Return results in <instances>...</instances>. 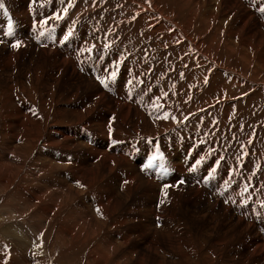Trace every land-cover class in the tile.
Returning a JSON list of instances; mask_svg holds the SVG:
<instances>
[{"label": "bare ground", "instance_id": "1", "mask_svg": "<svg viewBox=\"0 0 264 264\" xmlns=\"http://www.w3.org/2000/svg\"><path fill=\"white\" fill-rule=\"evenodd\" d=\"M166 1L0 0L3 4V7L0 8V22H4L3 19H29L27 22L29 32L22 34L17 30V26H11V32L0 37V134L9 141L6 147L4 146L5 150H0L2 157L8 161L6 173L0 175V186H4L1 191L7 190L6 186H8L11 193L15 182L21 176L22 179L20 180L22 182H29V178L25 174L28 152H31L32 149H38L39 152L48 149L49 155L44 154L47 157L43 158V164L34 161L30 171L36 172L38 169L39 174L44 175L52 165L50 162L57 161V167H59L57 168V201L68 196L71 192V197L74 194L78 195L80 192L83 194L91 193L95 196V200H90L95 208L90 209L91 212L83 209V212L80 213V220L77 219L74 222L73 217H68L71 215L70 213L73 216L75 215L73 209L74 211L66 216L69 220L72 219L68 225L65 224L66 221L56 224L60 231L58 239L64 242V240H68L66 238L70 235L72 236L70 240H73L76 234L74 231L78 230L79 232L78 227L82 228L88 226V224L90 226L93 221L95 224L104 223V226L105 223H109V228L113 227L115 229L119 226L118 224L121 227L130 224L133 225V228H128L126 225L123 227L122 232L115 230V233L118 235L119 242L129 240L132 233L136 235V245L139 244L138 241L147 240L142 245L144 247L136 246L137 252L135 253L139 256L138 264L146 263L145 259L151 261L152 264H167L168 261L170 264H182L179 259L182 254L176 258L175 262H171V255L164 253L166 251L162 249L163 239L169 243L173 241L174 236L171 238L168 235L160 234L155 228L148 229L149 226L148 228L144 226L146 225L144 218L138 214L135 217L132 216L137 209L134 205H130L133 208H129L128 217L123 215L124 217L117 222L111 223L110 221L111 216L117 214V207L122 204L118 199L123 194L132 196L136 190L143 187L141 195L148 198L149 207L142 206L141 209L146 211V215L153 216L150 217L154 219V224L169 222L166 221L167 219L165 220L163 214L161 215L155 211L154 206L156 205L153 203V197L160 200L162 194L172 191L170 186L173 183L175 184V181L171 177L168 166L163 161L161 162L164 165H158L154 162L158 153H153L151 149H156V146L161 144L159 141L165 146H170L172 143L178 150L181 159L180 163L168 164L171 166L169 168H173L183 176L190 172L191 176L194 177V181L200 179L197 183L200 184L202 189H198L202 190L204 194L205 186L202 184V179H205L209 172L204 169L207 173H203L202 166L199 168V164L202 163L205 153H210L212 149L209 152L208 145L199 140L201 136L195 138V134L190 130L191 127L187 132L179 128L178 132L183 134L180 136H176V134L173 136L170 134L171 130L169 132L165 131L161 135L159 132L161 133L163 128L173 125L183 115H188V117L185 116L186 118L182 119V123L186 120L190 121L196 116H200L202 122L207 113L216 109L217 104H220L218 106L220 113L224 111V107H227L233 115V112L236 113V108L240 107V98L245 96L242 95L243 92L246 94L245 98H256L259 103L264 105V24L260 21L264 19V0H246L245 2L241 0H184L185 3L180 5L177 17L184 11L185 16L189 15V19H173L177 17L170 15L172 18L164 14V12L167 13L166 9H168L167 6L163 7V2ZM170 5H175V0H171ZM225 10L231 13V17L237 18L239 15L238 19L240 20L233 22L232 19L227 17V19H224L223 25L217 24L220 14L223 13L222 16H225ZM60 13L62 14L58 17ZM104 14L106 16H103ZM39 19H46L48 23L42 24L41 21V23L35 21ZM52 19H57V33L52 28L53 23L50 22ZM60 19L73 21L72 29L63 28ZM254 20H256V23L253 24L252 21ZM20 23L22 22L20 21ZM34 23H36L35 26ZM38 23L40 24L39 29H37ZM118 28L121 32L131 28L126 31L128 34H134L129 39H138L141 43L148 42L155 47L158 58L156 78L149 81V85L155 91L143 90L142 94L134 93L131 97L124 96L122 100H117L114 102L115 104L110 105L107 101V91L101 85V81L103 83L106 80L115 81L122 73L124 64L128 69L126 74L129 75L132 67L123 56H116L118 55L116 49H118L121 42V32ZM99 44L100 47H98ZM108 47H112V49L108 50L109 53H106L105 49ZM134 69H137V67H134ZM195 73L201 77L200 85L198 84L200 83V77H197L198 83L193 78ZM138 74L130 77L132 83H134V79H137V82L140 81V75ZM262 76L263 78L260 79ZM164 81L165 84L161 85ZM21 92L24 94L21 95ZM213 92L219 97L217 101L215 100V103L213 102L214 98L211 96ZM28 96H30L31 101L27 100ZM39 97L41 100H39ZM77 100L79 102L75 103ZM39 101L42 105L37 106L36 103ZM104 101L107 102L108 107L106 106V110L99 113L100 111H97L95 107L98 103H104ZM227 101L233 106L227 105ZM42 107H45L49 118L56 114L52 126L46 123L48 121L42 116ZM141 110H145L149 114L147 116L143 115L139 112ZM139 117L146 121L147 132L145 135L151 137L152 145L143 146L140 143V141H144L139 138V135L143 134V128H136V131H134L137 135L136 138L124 125L126 121L130 122ZM196 120L194 122L197 123L198 120ZM206 126H203V128H206ZM208 126L207 128H209ZM11 135L14 137H11ZM108 135L114 137L111 138ZM190 135L191 138L189 139ZM123 138L127 140L126 143H124ZM38 144L39 146H37ZM141 148H144L147 153H140ZM221 155L219 153L214 154L210 160L211 162L207 160L202 164L203 168H216V162L220 160ZM131 161H138L139 165H134L135 163ZM183 161L185 162L182 163ZM226 163L225 161L220 166L219 173L222 174L223 178L229 180L231 167ZM194 164L197 165L196 170L193 169ZM0 165H2V162ZM4 166H6V163ZM138 166H140L142 172L139 171ZM2 168L0 167V169ZM148 168L150 170H147ZM217 169L216 171H218ZM233 170L235 171V169ZM52 172L55 173V170ZM238 172L235 173L236 176H233L234 172H232L233 177L231 176L236 185L233 184L234 186L231 185L223 189L222 183L217 179L214 192L221 197V203L225 207V210H223L225 215H231V210L234 208L237 210L239 217L236 218L234 227L238 226L239 228L235 229L231 223L234 216H228L229 219L231 218L229 220L231 222H225V231L237 230L240 236L236 237L234 235L231 238V235L227 234L231 231H226L221 239L215 243L222 244L224 240H228L227 237L234 241L237 238L238 241L243 236L249 235L248 238L247 236L244 238V242H246L244 248L248 249L246 251L248 253L241 262L235 263L234 260L237 256L234 257V253L231 254L232 250L236 251L237 248H233L234 246L226 248L225 252L227 254L229 251L231 252L227 256L232 257L230 263L250 264L251 259H253L252 264H264V243L257 245L250 240V235L253 232L256 233V236L264 237V219L258 218L260 211L258 212L252 206V203L247 204L250 199L247 203L237 200L238 196L244 197L245 195L249 197L251 194L254 195L252 200L258 206L261 200H264V196L257 195L258 197H256V194H258L256 192L264 185V173L262 174L263 177L259 179L262 185L258 188L257 183L252 184L253 182L250 181V172L245 173L244 169ZM241 173L246 175L250 184L247 185L246 181L243 182L239 179L242 176ZM109 175L114 177L112 182L109 185L105 184L106 191L98 194L97 183L102 182ZM243 177L242 179H244ZM146 179L148 180L145 182ZM156 183L164 188L163 192H160L161 195L159 194L160 198L157 196L159 192L155 191L153 185H151H156ZM140 184L143 185L139 187ZM74 185L78 186L75 193H73ZM33 193L34 195L28 194L26 199L29 198L32 202L30 208L35 202L36 209L33 210L38 214L43 209V204H41L42 189L33 187ZM194 195L198 196H194L195 200L203 197L198 192ZM164 202L178 208L176 202ZM52 203H55V205L50 206V208L46 207L44 211L54 215V212H52V209L56 207L54 199ZM260 206L263 209L261 213L264 215V204ZM37 207L39 208L37 209ZM75 212L79 214L78 210ZM95 214L97 217H95ZM214 217L215 214L212 215L211 219H214ZM171 220L173 221V217ZM52 224L54 223L51 221L49 227ZM93 230L92 234H96L101 233L103 229L99 227L98 230ZM80 231L78 237L82 239L83 231L82 229ZM109 239L107 237L105 240H100L102 243L95 245L96 251L93 249L92 253H89L90 257L97 256L100 263L105 258L106 260L108 257L111 258L113 252H107L111 247L107 248L114 243ZM114 242L116 243V241ZM252 242L253 244H251ZM105 245L109 246L106 248ZM169 246L171 248L173 245ZM191 249L192 247L189 246L188 252L183 253V258L187 259L189 264H192V262L194 264L200 262L208 264L206 261L217 264L219 258L223 255L220 249L212 247L208 254L204 256V261H202L200 259L201 246L198 249ZM148 250L149 253H142ZM235 253L237 255V252ZM146 254H148V257H146Z\"/></svg>", "mask_w": 264, "mask_h": 264}, {"label": "rangeland", "instance_id": "2", "mask_svg": "<svg viewBox=\"0 0 264 264\" xmlns=\"http://www.w3.org/2000/svg\"><path fill=\"white\" fill-rule=\"evenodd\" d=\"M241 1L245 2L246 0H241ZM110 2H112V1H110ZM165 3H166V5H164ZM170 3H171V0H167L166 2H163V7L167 6V8H168V9H166L168 14L165 12H164V14L169 15V16L173 15V16L177 17L179 15V13H178L179 7H180V5H183L185 3V1L184 0H175V5H170ZM191 8H192V6H191ZM225 12H226L225 16H222L223 13L220 14V17L218 18L217 24L223 25L222 23L224 22V19H227V17H228V19H232L233 22L240 20V19H238L239 15L237 16V18L231 17L230 12H228L227 10H225ZM181 13L182 14L177 18H173L172 16H170V17H172L173 19H189V15L185 16L184 11ZM61 14L62 13H60L58 17H60ZM6 15H8V13H6ZM103 16H106V14H104ZM28 20L29 19H10V20L9 19H3L4 22H2V21L0 22V32H1L0 37H2V35L4 36V35H7L8 33H10L11 32V30H10L11 26H17L18 29H17V27H16V29L19 30V32H21L22 34L29 32V29L27 28ZM42 20L43 19H39V20H35V21L36 22L41 21L42 24L48 23L46 21V19H44L43 21ZM60 20L62 21L61 26H63V28L68 27V28L72 29V22L73 21H66V19H60ZM100 20H104V19H100ZM20 21L22 23H20ZM260 21L263 22V24H264V19H262ZM50 22L53 23L52 28L55 29L56 30L55 33H57V19H52V21L50 20ZM252 23L253 24L256 23V20L252 21ZM35 24L36 23H34L33 25L35 26ZM183 24H184V22H183ZM225 25H226V23H225ZM39 28H40V24L38 23L37 29H39ZM128 29L130 30L131 28H127V30ZM249 29H250V27L248 25V30ZM127 30L121 32L119 29V31L121 32V35H120L121 42L119 43L118 49H116V53H118V55H116V56L117 57L123 56L127 61H129L127 63H129L132 66L130 69L131 74H129V75L126 74V70H128V69L126 68V64H124L122 73L118 76V78L115 81L106 80L104 83L101 84L104 86V89L107 91V101H109L110 105L115 104L114 102L117 100H122V98L124 96L131 97L132 94H134V93L142 94L143 90L155 91V89L149 85V81L151 79L156 78V65L158 62V58H157V55L155 52V47L151 43H148V42L141 43L140 40H138V39H132V40L129 39V37L132 38V36H134V34H128L126 32ZM127 45L130 46L131 48H129ZM100 46L101 45L99 44L98 47H100ZM110 49H112V47L106 48L105 52L109 53L108 50H110ZM123 53H126V54H123ZM134 67H137V69H134ZM69 68H71V67H69ZM46 70H47V67H46ZM6 74H7V72H6ZM135 74L140 75V81L137 82V79H134V83H132L130 81V77L134 76ZM198 76L199 75L196 73L193 76L194 80L197 83H198V80H197ZM262 78H263V76L260 79H262ZM163 84H165V81L161 85H163ZM198 84L199 85L201 84V77H200V83H198ZM144 92H146V91H144ZM22 94H24V93L21 92V95ZM56 95H57V92H56ZM242 95L246 96L245 92H243ZM211 96L214 98L213 99L214 103H215V100L217 101V99L219 98L215 92H213L211 94ZM245 96H242L240 98V102H241L240 107H237L238 109L236 108V113L234 114V112H233V115H231V110L227 109V107H224V109H223L224 111H222L221 112L222 114H221L218 111L219 110L218 106L220 104L219 105L217 104L215 106L216 109L212 108L213 110L211 109L212 111L210 113H207L208 116L206 115V118H204L202 122H201V119L199 118L200 116L199 117L196 116L195 118L193 117L192 120H190V121L186 120L184 123H182V121H183L182 119L188 117V115H183V116H180L179 120H177L170 127L167 126V127L163 128L161 130V133L158 130L160 135L165 133V131L169 132L171 130L170 134H172L173 136H175L174 134H176V136H180L183 134H180L178 132L179 128H181L182 131L187 132L188 129L191 127L190 130L195 134V138L197 136H201L199 140L203 141L205 145L206 144L208 145L209 152L211 151L210 149H212V151L210 153H205V156L201 161L202 163L200 162L201 164L197 163V164H199V168H201V166H202V172L203 173H205V170L207 172L209 171L208 173L206 172L207 176L205 177V179H202V181H203L202 184L205 186V194L202 192V190L200 191V189H202V188L200 187V184L197 183L200 180L199 178H198L199 179L198 181H194V177L191 176L190 172L183 176L182 174L175 171L173 168H169L171 166H169L168 164L180 163L181 158L178 155V150L174 147V145L172 143H171L172 145L170 144V146L169 145L165 146V145H163V143L161 141H159L161 144L156 146V149H154V148L151 149V151L153 153H155V152L158 153V155L155 156L154 162H156L158 165H164V163H165V165L168 166L169 172L172 175L171 177L174 178L175 184L174 183L173 184L175 186L172 184V186H170L172 188V191L162 194V198L160 200L159 199L157 200V198L153 197V199H154L153 203H155V205H156V206H154L155 211L161 215L163 214L165 220L167 219L166 221H169V222L164 223V224H161V223H159V224L155 223L154 224L153 223L154 219H152L150 217L152 215H150V216H149V214L146 215V213H145L146 211L141 209L142 206L149 207V202H148V198L146 196L141 195V191L143 190V187H141V186L143 184H140L139 187H141V189L136 190L134 195L126 196L123 194V196L118 199L121 201L122 204L117 207V211H116L117 214L113 213L115 215L111 216V218H110L111 223L121 220L122 217H124V216L128 217V211H129V208L131 207L130 205L132 204V206L134 205L137 208L134 212V215H132V216L135 217L138 214L142 218H144L145 223H146V225H144V226H147V228L149 226L148 229L155 228L156 231H158L160 234L168 235L171 238H173V236H174L173 241L169 242V243H167L168 241H165L162 238L163 239L162 249L164 251H166L164 253H168L169 255H171L170 256L171 262H175L176 258H178L179 255L182 254L179 257V259L181 260V263L182 264H189L187 262V259L183 258V253L188 252L189 246L192 247L191 250H193V248L198 249L201 246L202 249L200 252V259L202 261H204L203 258H204V256H206L208 254L209 250L212 247H215L217 249H220L221 253H223V255L219 258L217 264H231L230 261L232 260V257H227L231 252L229 251L228 254L225 252L226 248L228 246H230V247L234 246L233 248H237L236 251L232 250L233 248L232 249L230 248L232 250L231 254L234 253V257L237 256L234 260L235 263L241 262L242 259L244 260V257H246V255L248 253V252H246V251H248V249L244 248V245H246L245 244L246 242H244V238L246 236L248 238L249 235L243 236V238H240L238 241L236 238V240L234 241L231 238H233L234 235H236V237L240 236V234H238V231L237 230H226V231H231V233H227V234L231 235L230 236L231 238L227 237L228 240L227 241L224 240V242L226 241L227 243L226 242L225 243L223 242L222 244H216L215 243L221 239L223 234L226 233L225 222L226 221L231 222V221H229V220H231V218L229 219V217L234 216L233 221L231 222L233 227H234V222H235L236 218L239 216L237 215L238 212L235 208L231 210V215H227V214L225 215L224 211H223V210H225L224 209L225 207L221 203V200H220L221 197L217 196V194L214 191H215L216 186H217L216 185L217 179L220 180V182L222 183L223 189H225L226 187H230L233 184L236 185V182L234 183L232 177L236 176L235 173H237L238 171H243V169H244L245 173H249V172L251 173L249 178H251L250 181L253 182L252 184L257 183L258 188H260L259 186L262 185V183L259 182V179H261L263 177L262 174L264 173V131H263L264 130V116H263L264 105L259 103V101L256 98L248 99L247 97L245 98ZM81 98H83V96H81ZM27 100L31 101L30 96L27 97ZM39 100H41L40 97H39ZM248 100H249V102H248ZM78 102L79 101L77 100L75 103H78ZM39 104L42 105L40 101L38 103H36L37 106H40ZM107 105H108L107 102L104 101V103L103 102L102 103L100 102V104L98 103L95 108L97 111H100L99 113H101V112L106 110V108L108 107ZM227 105H229L231 107L233 106L228 101H227ZM171 106H173V105H171ZM97 108H99V109H97ZM229 111H230V113H228ZM139 112H141L143 115H146V116H147V114H149L145 110H141ZM41 113H42V116L45 117L46 120L48 121L46 123H48L49 125L52 126V123L55 122L56 114H54L52 116V118H49L47 116L46 111H45V107H42ZM217 114H219V115H217ZM196 118L198 121L196 120ZM212 118H214L215 120ZM246 118H248V119H246ZM51 120H53V121H51ZM194 120H196L197 123L194 122ZM198 123L201 125H199ZM208 124H209V126H208ZM124 125L127 126V129H129L132 132V136L134 135L136 138H137V135L134 132V131H136V128H138V129L143 128V134H140L139 138L141 140H144V141H142L144 143H142L141 141H140V143L143 146H145L147 144L152 145L153 141L151 140V137H148V135H145L147 132V126H146L145 119H141L139 117V118H136L130 122L126 121L124 123ZM202 125L203 126L207 125L209 128H207V126H206V128L205 127L203 128ZM205 129H206L207 133H205L206 132ZM196 130H197V132H196ZM253 133H254V135H253ZM256 135H257V137H256ZM0 136H1L0 137V150H5V147L9 143V141L7 138L4 139L1 134H0ZM108 136H110L111 138L114 137L113 135H108ZM11 137H14V136L11 135ZM128 137H131V136H128ZM190 138H191V135H190L189 139ZM6 139H7V141H6ZM123 140H124V143L127 142L126 139L123 138ZM11 144H14V143H11ZM211 145L213 148L211 147ZM37 146H39V144ZM180 147L182 148V146H180ZM37 150L32 149L31 152H28V157H27L28 159L26 161L27 169H25V174L29 178V182H25V183L22 182V180H20V179H22V176H21L19 178L20 181L17 180L15 182V185L12 188L11 193H10V189L8 186H6L7 190H5V191H3V190L1 191V188H3L4 186H0V264H19V263L20 264H87V263L88 264H103V263L104 264H138L137 261L139 260V256L135 253V252H137L136 246L139 245L141 247H144L142 245L144 243H146L147 240L138 241L139 244L136 245L135 242H136L137 238H136L135 233H132L129 240H123V242L122 241L119 242L118 237H117L118 235L115 233L116 232L115 230L122 232L123 227L126 226L127 224H125L122 227L120 224H118L119 226H117V228L115 229L113 227L109 228V226H110L109 223H107V224L105 223V226H104V223L99 222V223H97L98 224L97 225L93 221V222H91L90 226L88 224V226H83L82 228L78 227L77 229H79V232H78V230L74 231L76 234L74 235L73 240H70V237H72L70 235L68 236V238H66L68 240H64V242L61 241L60 239H58L59 238L58 235H59L60 231L58 230L56 224L57 223L61 224L64 221H66L65 224L68 225L70 223V220H72V219H74V222H76L77 219L80 220V218H79L80 213L83 212L82 211L83 209H84V211L86 210L87 212H91L90 209L95 208L90 201V200H95V196L91 193H85L86 194L85 195L82 192H80L81 194L80 193L78 195L74 194V195H76L74 198V195L71 197V193H72L71 192L68 196H65V197L61 198L59 201H57V168H59V167H57V161L56 162H50V163H52V165L51 166L49 165L50 169L48 168V170L45 172L44 175L43 174L40 175L38 169L36 170V172H31L30 169L32 168L31 166H33L34 161L35 162L39 161L38 163L43 164V162H44L43 158L47 157V155L45 156L44 154L45 153L48 154V151H47L48 149L47 150L43 149L42 150L43 152L42 151L39 152ZM141 150H142V152H141ZM139 152L140 153H147V151H145L144 148H141L139 150ZM218 153L220 155L221 154L222 155L219 158L220 160L217 161L218 163L216 162L217 167L212 168V169L206 168V167L203 168L202 164L207 162V160L209 162H211L210 160L212 159L214 154H218ZM2 158L3 157H2V154L0 152V164L2 162V165H0V167L1 168L3 167L2 169H0V175L6 173L7 165H8V161L3 158L5 160V162H4V160ZM161 161H163L164 163H162ZM225 161L227 162L226 164L231 167L230 168L231 173H230L229 180L223 178L221 176L222 174L220 175V173H219L220 166H222L223 162H225ZM131 162L132 163L134 162L135 163L134 165H137V164L139 165L138 161L137 162L131 161ZM184 162L185 161H183L182 163H184ZM5 163H6V166H4ZM258 164H260V165H258ZM193 166H194L193 169L196 170L197 165L195 166V164H194ZM139 168H140V166H138V169ZM216 169L218 171H216ZM233 169H235V171ZM3 170H5V171H3ZM53 170H55V173L52 172ZM140 170H141V168L139 169V171ZM147 170H150V169L148 168ZM69 172H70V170H69ZM140 172H142V170ZM232 172H234L233 176H232ZM254 172H255V174H254ZM135 175H136V173H135ZM241 175L244 176L243 177L244 179H242V176L239 179H241L243 182L246 181L247 185L250 184L248 179L246 178V175L245 174L243 175V173H241ZM112 176L113 175H109L102 182L97 183L98 184V187H97L98 188L97 189L98 194L106 191L105 184L109 185V183L112 182V180L114 178ZM147 176H148V173H147ZM147 180L148 179H146L145 182ZM232 181H233V183H232ZM246 182H245V184H246ZM151 185H153L155 191L159 192L157 196H158V198H160V195H161L160 192H163V189H164L163 186H161L157 183H156V185H154V184H151ZM263 186H262V188H263ZM33 187H35L37 189L40 188V190L42 189V193H43L42 194L43 198H42V202H41V204H43V209L41 210L42 212L39 211L38 214H36L35 213L36 211H34L36 209L35 202H34V205L30 208V205L32 204V202H31V200H29V198L26 199L28 194L34 195ZM74 187L75 188H73V193H75V191L78 190V186L76 187L74 185ZM198 188H200V189H198ZM262 188L258 189V191L256 192V193H258V194H256V197H258L259 195L264 196V188L263 189ZM45 190H46V192L48 191L49 193H46ZM94 192H96V191H94ZM197 192H198V194H202L203 197L201 199L195 200L194 198L198 197V196H196L194 194ZM164 196H166V197H164ZM168 196H170V197H168ZM238 197L239 198H237V200H239L241 202H246V203L250 199L247 204L252 203V206L255 207V209L258 212L260 211L258 218L264 219V217H263L264 215L261 213V211H263V209L260 206V205L264 204V200L263 201L261 200V202L257 206L256 202L252 200L254 198V195L250 194L249 197H246L245 195H244V197H240V196H238ZM21 198H23V199H21ZM53 199L56 202V207L54 209H52V212H54V215H56V216H54L50 212L47 213L44 211V209L46 207L50 208V206L55 205V203H52ZM174 199H175V201H174ZM242 199H244V200H242ZM62 200H65V201H62ZM23 201H26L27 204H26V202H23ZM164 201L176 202V205L178 203V208H174L172 205L170 206L168 203H165ZM25 204L28 206H26ZM48 204H50V205H48ZM138 205H139V207H137ZM157 206H159V207H157ZM155 207H157V208H155ZM38 208L39 207H37V209ZM131 208H133V207H131ZM138 208H140V209H138ZM73 209L75 211L78 210L79 214H77ZM110 209H111V207H110ZM59 211H60V214H59ZM72 211H74L73 212L75 214L74 216L72 215V213H70ZM69 213L72 216L70 215L68 217L69 218L73 217L70 220L68 217H66ZM48 214H49V216H48ZM214 214H215L214 219H211L212 215H214ZM41 216H42V218H41ZM51 217H52V219H51ZM95 217H97L96 214H95ZM172 217H173V221L171 220ZM2 220L3 221L5 220V222H3ZM18 220H19V222H18ZM125 220H126V218H125ZM207 220H209V221H207ZM51 221L54 224H52L51 227H49V223H51ZM17 222H18V224H17ZM27 222H28V224H26ZM35 223H37V224H35ZM13 224H16V225H13ZM212 224H213V226H212ZM215 224H217V225H215ZM210 226L214 227V228H211ZM99 227L101 229H103V230H101V233L92 234L93 233L92 230L93 229L98 230ZM127 227L133 228V225L131 226L130 224H128ZM238 228L239 227L236 226L235 229H238ZM80 229H82V231H83L82 237H81L82 239H79V237H78V234H80V232H81ZM87 231H88V234H87ZM168 231H170L169 234H168ZM150 235H152V233H150ZM250 236H251L250 240L255 242L257 245L264 243V240H263L264 237H261L260 235L256 236L255 232H253ZM107 237L110 238L109 240L112 243H114V244H110L113 246L114 249L112 248V246L107 245V246H109L107 248V246L105 245L107 249H109L110 247L112 248V249L110 248L111 250L109 249L107 251V252H109V251L113 252V254L111 256L112 259L110 257H108L107 260L105 258L102 260L103 263L102 262L100 263L99 258L97 256L93 257V258H95V259H93L90 257L89 253L90 252L92 253L93 249L95 250V245H97L100 242L102 243V241H100V240H102V239L105 240ZM85 239H86V241H85ZM114 241H116V243ZM173 242H174V244H173ZM253 242L251 244H253ZM119 243H120V245H119ZM231 244H233V245H231ZM117 245H119V246H117ZM169 245H173V246L170 248ZM238 247H240V248L238 249ZM115 249H117V250H115ZM107 252H106V254H107ZM235 252H237V255ZM142 253H149V250L147 252H142ZM146 257H148V254H146ZM151 259H152V257H151ZM41 260H42V262H41ZM145 262L146 263H144V264H152V263H150L151 261H147L146 259H145ZM190 262H192V261H190ZM206 262L208 264H211L208 261H206ZM168 263L170 264L169 261L167 262V264ZM252 263H253V259H251V261H250V264H252ZM192 264H194V262H192ZM199 264H203V263L200 262Z\"/></svg>", "mask_w": 264, "mask_h": 264}, {"label": "snow or ice", "instance_id": "3", "mask_svg": "<svg viewBox=\"0 0 264 264\" xmlns=\"http://www.w3.org/2000/svg\"><path fill=\"white\" fill-rule=\"evenodd\" d=\"M3 7V4H2V2H0V8H2ZM115 74L113 73V76H114ZM102 83H103V81H101Z\"/></svg>", "mask_w": 264, "mask_h": 264}]
</instances>
